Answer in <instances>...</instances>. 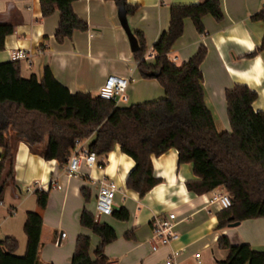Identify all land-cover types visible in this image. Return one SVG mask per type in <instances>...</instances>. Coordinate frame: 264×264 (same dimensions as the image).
Segmentation results:
<instances>
[{
  "label": "crops",
  "instance_id": "crops-1",
  "mask_svg": "<svg viewBox=\"0 0 264 264\" xmlns=\"http://www.w3.org/2000/svg\"><path fill=\"white\" fill-rule=\"evenodd\" d=\"M202 0H126L136 6V12L127 16L132 32H141L147 54L159 36L169 28V9L172 4H196ZM224 19L217 22L209 15L203 19L204 34H198L191 19H185L182 37L169 51V60L180 66L189 61L200 47L206 56L199 68L203 75L205 100L215 118L218 131H229L224 92L240 83L257 92L252 107L264 111V51L253 57L264 36V22L252 16L264 10V0H219ZM75 14L88 24L87 31H74L70 38L55 39L60 13L43 16L40 0H0V24H13L14 31L5 37L0 51V63L13 60L12 53H23L19 59L20 73L25 79L34 75L38 80L48 67L54 78L71 93L83 92L99 95L108 75L129 78L125 92V108L133 104L156 101L165 93L155 79H145L137 70L129 39L118 19L119 9L113 0H75ZM146 54V55H147ZM145 55V56H146ZM145 60L153 64V57ZM14 182L4 187L0 201V238H16L15 254H25L27 237L24 223L27 212H38L43 219L40 233V264H70L75 242L80 234L90 238V257L95 260V249L100 237L80 224V213L85 208L95 217L96 195L101 181L117 185L114 210L124 208L127 221L110 216L96 217L116 233V239L104 247L109 264H216L224 260L227 251L217 244L220 237H228L232 245L247 243L255 251L264 249V217L248 219L235 227L218 229L217 213L222 209L213 196L221 194L217 188L197 195L186 188V181L195 175L189 164H178V152L169 149L159 156H151L153 177L159 180L151 190L140 197L126 186L134 160L120 151L118 144L106 156H97L95 165H81L76 177L67 173L66 164L44 160L40 152L33 151L26 142L14 141ZM91 140L79 142L78 148H89ZM1 153V147H0ZM1 156V155H0ZM90 191L87 202L81 188ZM30 189L28 192L27 189ZM48 192L47 206L40 209L35 190ZM176 215L174 231L178 239L151 249L153 232L151 223L156 218ZM61 233H65L61 239ZM61 244H54L56 239ZM198 254V256H196Z\"/></svg>",
  "mask_w": 264,
  "mask_h": 264
},
{
  "label": "trees",
  "instance_id": "trees-1",
  "mask_svg": "<svg viewBox=\"0 0 264 264\" xmlns=\"http://www.w3.org/2000/svg\"><path fill=\"white\" fill-rule=\"evenodd\" d=\"M75 0H40L43 16L60 13L55 39L70 38L74 31H87L88 24L73 11ZM126 15H133L137 7L126 0H113ZM217 22L224 14L219 0H202L196 4H172L169 9V28L152 48L154 63L145 60L147 48L143 34L133 32L138 50L133 52L140 76L155 79L164 89V97L156 101L117 107L112 100L100 95L76 92L58 82L48 67L38 80L32 75L25 79L20 73V62L0 63V201L4 187L14 182V140H22L35 147L44 160L67 164L78 142H90L89 150L106 156L114 145L134 160L126 186L143 197L159 180L153 177L151 156H159L169 149L177 150L178 164H189L195 175L186 181L189 192L207 194L222 188L231 197V205L217 213L218 229L231 223L264 217V111H254L252 105L257 92L245 84H236L224 92L229 131H218L215 118L205 100L203 75L199 68L207 54L200 47L188 62L177 66L169 60V51L180 39L185 19H191L198 34H204L203 17ZM264 22V10L252 16ZM14 25L0 24V51L5 37L12 34ZM264 51V36L253 57ZM157 77H155V75ZM85 202L90 191L81 188ZM40 209L47 206L48 192L35 190ZM114 217L127 221L128 212L121 208L112 211ZM80 224L100 237L95 249V260L90 257V238L80 234L75 242L70 264H109L104 247L116 239V233L106 223L99 222L85 208L80 213ZM43 219L35 211L27 212L24 234L27 237L25 254H15L16 238H0V264H40L39 247ZM227 251L224 260L216 264H264V249L255 251L244 243L232 245L228 237L217 240Z\"/></svg>",
  "mask_w": 264,
  "mask_h": 264
},
{
  "label": "built area",
  "instance_id": "built-area-1",
  "mask_svg": "<svg viewBox=\"0 0 264 264\" xmlns=\"http://www.w3.org/2000/svg\"><path fill=\"white\" fill-rule=\"evenodd\" d=\"M11 56L13 57V60L25 58V55L20 52L12 53ZM145 57H153V53L147 54ZM129 81V78L127 77H121L114 74L108 75L104 84L101 86L102 88L99 95L107 100H112L116 105L119 103H125V92L128 88ZM96 161L97 155L91 152L89 149L82 147L78 149L75 148L73 151H71V155L67 160V173L72 177H76L81 170V165L84 164L90 168L95 165ZM99 185L100 186L95 200V218L98 216H110L112 214L114 206L113 199L117 190V185L112 181L108 182L103 180ZM27 191L29 192L30 189L28 188ZM213 198L219 203L222 210L231 205V197H229L227 193L216 194L213 196ZM175 220L176 215L173 213H168L165 217L156 218L153 220L151 223V232H153V242L151 243V249H153V251H157L163 245L178 239L179 235L176 233V231H174ZM60 235L61 239H64L66 236L65 233H61ZM61 239H56L54 244L59 246L61 244ZM196 256H198V254H196ZM166 264H173V260L168 258L166 260Z\"/></svg>",
  "mask_w": 264,
  "mask_h": 264
},
{
  "label": "water",
  "instance_id": "water-1",
  "mask_svg": "<svg viewBox=\"0 0 264 264\" xmlns=\"http://www.w3.org/2000/svg\"><path fill=\"white\" fill-rule=\"evenodd\" d=\"M118 19H119V22L121 23L122 28L124 29L126 33L127 38L129 39L131 51L132 52L137 51L139 48L138 41L136 37H134L133 32L130 29L129 22L127 21V15L123 7L119 9ZM157 75L158 74H156L155 77H157ZM93 142L94 141H92L91 143ZM0 191H1V188H0ZM113 208L115 209L116 207H113ZM237 225H239V222L229 224L230 227H235Z\"/></svg>",
  "mask_w": 264,
  "mask_h": 264
},
{
  "label": "rangeland",
  "instance_id": "rangeland-1",
  "mask_svg": "<svg viewBox=\"0 0 264 264\" xmlns=\"http://www.w3.org/2000/svg\"><path fill=\"white\" fill-rule=\"evenodd\" d=\"M222 194H226V192L223 190L222 192H221Z\"/></svg>",
  "mask_w": 264,
  "mask_h": 264
}]
</instances>
